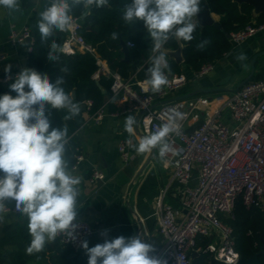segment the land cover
I'll list each match as a JSON object with an SVG mask.
<instances>
[{
    "label": "clouds",
    "instance_id": "9594fccd",
    "mask_svg": "<svg viewBox=\"0 0 264 264\" xmlns=\"http://www.w3.org/2000/svg\"><path fill=\"white\" fill-rule=\"evenodd\" d=\"M20 4L21 0H0V9L11 14L21 10ZM201 4L202 0H130L124 5L123 21L130 26L142 22L152 38L143 91L159 93L169 83L171 68L165 45L170 40L189 43L195 39ZM105 6H110V0H50L38 12L36 21L41 43L51 40L47 60H60L64 49L53 37L69 31L75 10L80 11L81 18H87L93 9ZM111 38L117 40L118 33L113 32ZM208 43L206 39L200 41L197 49L202 50ZM236 60L246 61L247 54L240 52ZM11 68L6 66L5 73L7 79L14 80L9 89L16 95H0V214L6 204H14L15 210L26 217L31 240L25 251L32 255L43 251L57 237L76 239L79 185L83 178L75 174L67 159V126L54 127L50 116L51 110H64V120H70L79 115L81 106L63 87L64 76L52 82L46 73L25 67L13 77ZM60 70L68 71L67 67ZM166 117L157 130L135 143L137 117L129 114L124 118L127 143L137 154L158 150L163 160L171 151L168 137L179 133L177 121L183 120L184 114L173 108ZM81 247L88 257L87 264H165L151 255L154 245L140 236L105 239L93 247L84 240Z\"/></svg>",
    "mask_w": 264,
    "mask_h": 264
},
{
    "label": "built area",
    "instance_id": "2783aa9c",
    "mask_svg": "<svg viewBox=\"0 0 264 264\" xmlns=\"http://www.w3.org/2000/svg\"><path fill=\"white\" fill-rule=\"evenodd\" d=\"M82 29V18L74 15L73 26L62 44L64 53L90 52L97 60L95 49L86 41ZM263 30L264 24H249L231 33V40L242 43ZM9 37L17 44L29 37L33 39L28 27L12 29ZM127 44L135 46L134 42ZM212 68V64H205L195 75L205 76ZM102 72L113 79L110 100L130 102V106L120 113L139 112V124L144 133L149 134L166 122L169 109L184 114V119L177 121L179 133L168 137L171 151L163 159L172 169V179L162 191L157 205L158 227L164 243L154 256L165 264H192V255L201 252L199 239L216 235L215 240L202 248L203 251L224 264H236L241 256L235 249L233 229L222 217L233 216L239 198L248 208L258 207L264 216V78L248 81L228 95H213L212 98L196 95L155 108V97H165L187 84L186 73L169 75V83L159 93H152L143 91L145 80L125 79L99 65L95 75ZM7 75L0 74V86L12 81L6 78ZM86 104L90 109L92 101ZM93 115L96 120H101L105 115L104 107ZM128 146L127 141L120 145L125 160L129 159ZM82 158L78 154L76 162ZM103 178V173L95 170L90 180L95 182ZM171 186L176 187L179 195L177 206L165 202ZM75 223L79 225L76 239L57 238L76 253H84L81 242L88 240L95 229L85 220L76 219Z\"/></svg>",
    "mask_w": 264,
    "mask_h": 264
},
{
    "label": "crops",
    "instance_id": "0c3cea01",
    "mask_svg": "<svg viewBox=\"0 0 264 264\" xmlns=\"http://www.w3.org/2000/svg\"><path fill=\"white\" fill-rule=\"evenodd\" d=\"M49 1L21 0V10L11 14L0 9V74L5 73V67L8 65L12 66L11 72H15L14 75L11 73L13 77L22 68H28L27 60L32 49L34 36L39 32L36 26L37 14L48 6ZM210 12L216 21L220 22L222 20V14L211 10ZM254 15L258 16L255 13ZM198 23L201 28V23L199 21ZM23 27H28L31 30L33 39L31 42L26 40L19 44L13 43L9 37L11 30H20ZM262 48H264V30L242 43H233L232 48L205 75L204 83L208 86L233 89L250 75L252 77L249 81L264 78V54L252 61L255 51ZM240 52L247 54L246 61L238 62L236 60V56ZM96 55L98 66L104 65L110 68L105 59L97 53ZM3 56L5 58L2 60ZM123 58L125 60V52ZM167 58L168 61L171 60L168 56ZM182 63L178 64H181L183 68ZM183 70L189 78L187 84L170 92L165 97H155L153 101L155 108L166 104L168 100L190 93L200 87L197 80L191 78L193 75L192 71L189 69L186 71L184 68ZM95 73L94 79L99 81L101 73L98 76ZM104 74L108 75L107 73ZM174 74L176 72H170L168 75ZM130 78L132 81L146 80V78L138 79L135 74ZM100 86L101 90L106 88L102 84ZM233 91L217 92L211 95L223 96ZM104 94L107 97V103L104 106V117L101 120H96L94 115L90 113L89 107L86 109H81L80 107L78 116L83 118L84 122L81 126L73 128V138L78 144L79 154L83 156L81 161L70 166V168L74 169L75 174L83 178L79 185V208L76 219L90 222L95 229L87 240L89 247L103 243L105 239H114L119 236L126 238L140 236L145 242L154 245V252L151 253L154 256L164 243V237L158 227L157 205L162 191L171 183L172 169L159 157L158 150L148 154H137L134 148L129 145L127 148L129 159L125 160L122 157L120 145L129 139L128 134L124 131V118L129 114L137 117L138 127L136 128L134 143L146 133L140 127L139 112L120 113L123 109L130 106V102L115 100V104L112 107L110 105L112 101L110 100V91L108 90ZM198 95L210 94L199 93ZM77 103L80 106L83 104ZM60 112L63 117L67 114L64 110H60ZM112 113L119 114L113 115ZM69 125L72 126V124ZM95 170L101 171L104 178L92 182L90 178ZM178 200L179 195L176 187H169L165 202L177 206ZM1 228L4 229L2 235L7 232L15 234L19 228L28 230L27 219L15 209H5L4 213L0 214ZM105 230H107L106 236L103 235ZM214 237L216 238V235L213 238L209 237V242L215 240ZM205 246H198L201 252H204L202 248ZM12 247L10 246V248ZM61 247L64 248L66 246L61 245L57 238L47 244L43 251L35 253L25 264H53L52 257L58 254ZM200 253L192 255V264H194L195 256ZM80 255L83 259V264H87L88 257L86 253H80Z\"/></svg>",
    "mask_w": 264,
    "mask_h": 264
},
{
    "label": "trees",
    "instance_id": "16d2710c",
    "mask_svg": "<svg viewBox=\"0 0 264 264\" xmlns=\"http://www.w3.org/2000/svg\"><path fill=\"white\" fill-rule=\"evenodd\" d=\"M129 2L130 0H110V6L93 9L87 18H82L83 29L81 32L86 41L93 46L95 52L107 61L110 69L115 70L125 79H130L133 74L138 79H143L146 78V70L149 66L152 39L142 22L130 26L123 21L122 10L124 5ZM201 8V12L210 9L213 12L222 14L223 18L220 23L228 33L237 32L249 24H264V13L255 16L253 7L247 3L239 5L234 0H202ZM73 15L81 17L79 10H75ZM88 26L91 29H87ZM113 32L118 33L117 40L111 38ZM66 36L67 32H58L53 39L62 46ZM194 36L193 41L189 43L182 42L184 57L182 66L186 65L187 69L191 70L193 74L198 73L205 64L214 65L233 46L232 40L227 37L225 32L216 29L212 25L203 28L198 25ZM205 39L209 43L202 50H198L197 44ZM122 40L127 43H135L134 47H130L128 62L123 58ZM50 43L51 40L46 44H42L39 32L35 34L27 60L28 68H33L42 74L46 73L52 82L64 76L65 84L63 87L65 90L71 94L74 91L76 92V97H73L75 102L87 103L91 100L92 106L89 110L91 114H95L107 103V97L102 92L99 84L110 91L112 77L102 72L99 81L94 79V73L99 66L96 56L90 52L77 51L70 55L63 52L60 54L59 61L49 62L47 60V45ZM178 46L179 43L175 40H170L165 45L170 49H177ZM169 65L171 72H176V74L184 72L181 64L173 59L169 60ZM64 67L68 69L66 73L60 70ZM11 73L15 74V72ZM12 82L14 81L10 83ZM9 84L0 86V94L9 93L15 97L16 94L10 92ZM110 103L113 107L115 100ZM50 118L54 127L66 125L68 128L67 159L70 166H72L76 163L79 154L78 144L72 135L73 128L81 126L84 119L77 115L70 120H64L60 110H51ZM69 124H72V126ZM5 207L14 209V204H6ZM222 218L233 229L235 249L240 256L247 258L255 252H261L260 260L264 264V216L262 211L258 207L248 208L243 200L239 198L235 204L233 216H223ZM17 231L15 234L6 231L7 233L2 235L4 229H0V264H25L28 259L34 256V254H26L25 251L31 240L28 230L19 228ZM208 242L209 237H203L199 240L198 246L203 247ZM10 246L13 247L10 248ZM64 248L61 247L58 254L52 257L53 264H83L80 253H76L68 246ZM193 262L194 264H224L214 259L209 252H201L195 256Z\"/></svg>",
    "mask_w": 264,
    "mask_h": 264
},
{
    "label": "water",
    "instance_id": "95a60500",
    "mask_svg": "<svg viewBox=\"0 0 264 264\" xmlns=\"http://www.w3.org/2000/svg\"><path fill=\"white\" fill-rule=\"evenodd\" d=\"M234 1L237 2L239 5H241L242 3L250 4L253 7V9H254V13L257 14V15H260V14L264 13V0H234ZM198 21L201 23V28H203L204 26H207V25H212L216 29L224 31L225 34L227 35V37L229 39H231V37H232L231 33H228L227 31H225L222 28L221 23L216 21L212 17L211 12H210L209 9H207V10H205L203 12H200L198 14ZM87 29H91V27L88 26ZM149 37H150V35H149ZM31 40H32V38L29 37L27 39V42H31ZM178 43H179V46H178L177 49L170 50V49H166L165 48V51L168 53V57L170 59H174L177 63H182L184 61L183 46H181L182 42H178ZM121 44H122V49L125 52V60L128 61L130 48H129L127 42L124 41V40H122ZM262 54H264V48L259 49L258 51H255V53L253 55V58H252V61H255L257 59V57H259ZM183 68L186 71L188 70L186 65H184ZM111 72L115 73L116 71L111 69ZM205 77L206 76L197 77L195 74H193L191 76V78L193 80H197V82L200 84V87L195 89L194 91H192L190 93L183 94V95H181V96H179L177 98H174L172 100H168L166 102L169 103V102H172V101H177V100L190 98V97L198 95L199 93L210 94L209 96H210V98H212L211 94H214V93H217V92L231 91V90L237 91L238 89H240L245 83H247L251 79L252 75H250V77L246 78L237 87H235L233 89H230L228 87H215V86H212V85L208 86V85H206L204 83ZM27 90L28 89L26 88V91ZM102 91L104 93H107L108 90H107V88H102ZM72 95H73V97H76V92L74 91L72 93ZM86 108H87V104L86 103L81 104V109H86ZM260 253L261 252H255L252 256L247 257V258H242L241 257L236 264H262L261 260H260Z\"/></svg>",
    "mask_w": 264,
    "mask_h": 264
}]
</instances>
